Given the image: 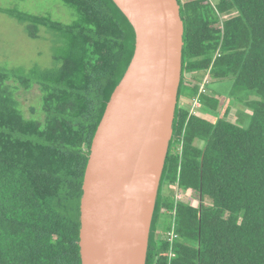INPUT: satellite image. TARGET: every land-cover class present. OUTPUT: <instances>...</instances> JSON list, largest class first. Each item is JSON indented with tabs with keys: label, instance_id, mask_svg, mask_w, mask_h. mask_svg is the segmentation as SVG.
<instances>
[{
	"label": "trees",
	"instance_id": "16d2710c",
	"mask_svg": "<svg viewBox=\"0 0 264 264\" xmlns=\"http://www.w3.org/2000/svg\"><path fill=\"white\" fill-rule=\"evenodd\" d=\"M55 1L71 24L0 8L32 41L44 29L54 63L0 67V264H81L92 143L135 53L112 0ZM177 3L182 78L146 264H264V0Z\"/></svg>",
	"mask_w": 264,
	"mask_h": 264
},
{
	"label": "water",
	"instance_id": "95a60500",
	"mask_svg": "<svg viewBox=\"0 0 264 264\" xmlns=\"http://www.w3.org/2000/svg\"><path fill=\"white\" fill-rule=\"evenodd\" d=\"M135 32L131 64L94 137L81 200V264H146L173 137L184 26L177 0H112Z\"/></svg>",
	"mask_w": 264,
	"mask_h": 264
},
{
	"label": "rangeland",
	"instance_id": "374dc122",
	"mask_svg": "<svg viewBox=\"0 0 264 264\" xmlns=\"http://www.w3.org/2000/svg\"><path fill=\"white\" fill-rule=\"evenodd\" d=\"M210 1L214 5L220 2V0ZM0 8L15 9L34 16H49L54 21L61 22L64 25H69L76 19L74 11L55 0H0ZM43 30L39 33L41 41H32L26 36L24 28L15 20L0 14V67L9 69L16 67L32 68L35 66L42 69L53 67L51 43L44 41H50V37ZM222 85H227L226 89L230 90L231 83L224 82V84L215 86L214 89L217 93L222 91ZM221 93L227 94V91ZM40 97L41 94L37 87L27 94L20 93L21 109L27 119L37 117L36 114H33L32 109H36L39 113L37 100L39 101ZM237 109L241 110V108ZM237 109H233L229 116V121L233 123L237 119ZM247 114L249 113L247 112ZM178 197L183 198V195L179 194Z\"/></svg>",
	"mask_w": 264,
	"mask_h": 264
},
{
	"label": "built area",
	"instance_id": "2783aa9c",
	"mask_svg": "<svg viewBox=\"0 0 264 264\" xmlns=\"http://www.w3.org/2000/svg\"><path fill=\"white\" fill-rule=\"evenodd\" d=\"M196 107H199V104H198ZM180 199H182V198H180V197L177 196V200H180ZM171 257H172V256H171Z\"/></svg>",
	"mask_w": 264,
	"mask_h": 264
}]
</instances>
